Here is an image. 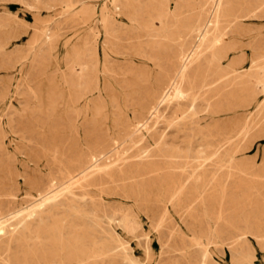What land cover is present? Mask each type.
I'll list each match as a JSON object with an SVG mask.
<instances>
[{"label":"rangeland","instance_id":"374dc122","mask_svg":"<svg viewBox=\"0 0 264 264\" xmlns=\"http://www.w3.org/2000/svg\"><path fill=\"white\" fill-rule=\"evenodd\" d=\"M263 78L264 0H0V264H264Z\"/></svg>","mask_w":264,"mask_h":264},{"label":"bare ground","instance_id":"6f19581e","mask_svg":"<svg viewBox=\"0 0 264 264\" xmlns=\"http://www.w3.org/2000/svg\"><path fill=\"white\" fill-rule=\"evenodd\" d=\"M181 63H182V62H181ZM74 68H75V67H74ZM81 71H82V70H81ZM79 79H80V78H79ZM79 79H78V80H79ZM263 79H264V78H263ZM262 85H263V84H262ZM203 88H204V87H203ZM238 146H239V145H238ZM200 172H201V170H200ZM196 174H197V172H196ZM196 174H195V175H196ZM199 174H200V173H199ZM216 184H217V183H216ZM254 184H255V183H254ZM239 185H240V183H239ZM251 185H252V184H251ZM248 186H249V185H248ZM251 187H253V186H250V188H251ZM219 191H220V190H219ZM219 191H218V192H219ZM215 192H216V191H215ZM223 195H225V194H223ZM213 196H214V195H213ZM189 198H190V197H189ZM250 208H251V207H250ZM254 208H255V207H254ZM192 211H193V210H192ZM232 216H233V215H232ZM261 216H262V214H261ZM259 217H260V216H259ZM263 217H264V216H263ZM228 218H229V217H228ZM228 218H227V220H228ZM255 218H257V217H255ZM244 219H245V218H244ZM248 220H249V219H248ZM263 220H264V219H263ZM240 221H241V220H240ZM229 222H230V221H229ZM256 222H257V221H256ZM242 224H243V223H242ZM258 224H259V223H258ZM260 224H262V223L260 222ZM263 224H264V223H263ZM236 225H237V224H236ZM4 226H5V225H4ZM240 226H241V225H240ZM242 226H243V225H242ZM245 226H246V225H245ZM249 226H250V225H249ZM261 226H262V225H261ZM230 227H231V226H230ZM237 227H238V225H237ZM251 227H252V226H251ZM246 228H247V227H246ZM232 230H233V228H232ZM232 230H230V231H232ZM233 231H234V230H233ZM233 231H232V232H233ZM257 231H258V230H257ZM259 233H261V232H259ZM57 235L59 236V234H57ZM234 235H235V234H234ZM54 236H55V235H54ZM236 236H237V234H236ZM238 236H239V234H238ZM82 237H83V236H82ZM49 238H50V237H49ZM52 238H53V237H52ZM58 238H59V237H58ZM232 238H233V237H232ZM232 238H231V239H232ZM234 239H235V238H234ZM52 240H53V239H52ZM245 240H246V239H245ZM241 242H242V241H241ZM243 242H244V241H243ZM243 242H242V243H243ZM245 242H247V240H246ZM238 243H239V242H238ZM234 244H235V243H234ZM243 244H245V243H243ZM79 245H80V244H79ZM239 245H240V243H239ZM246 245H247V244H246ZM236 246H237V245H236ZM247 248H248V247H247ZM122 249H123V248H122ZM122 249H121V251H122ZM235 250H236V248H235ZM242 250H243V249H242ZM242 250H241V251H242ZM248 250H249V249H248ZM121 251H120V252H121ZM244 252H245V251H244ZM247 252H248V251H247ZM241 253H242V252H241ZM124 254H125V253H124ZM123 258H124V257H123ZM125 260H126V259H125ZM128 260H129V259H128ZM129 261H131V260H129ZM130 263H131V262H130Z\"/></svg>","mask_w":264,"mask_h":264}]
</instances>
